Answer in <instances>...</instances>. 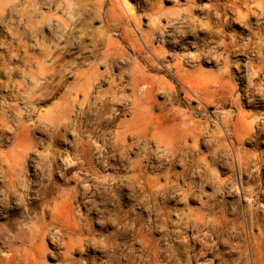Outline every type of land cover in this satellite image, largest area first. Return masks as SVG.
Returning a JSON list of instances; mask_svg holds the SVG:
<instances>
[{"label": "rangeland", "instance_id": "rangeland-1", "mask_svg": "<svg viewBox=\"0 0 264 264\" xmlns=\"http://www.w3.org/2000/svg\"><path fill=\"white\" fill-rule=\"evenodd\" d=\"M26 1L28 0H0V83L7 80L10 69H18V67L21 66L20 61L17 58L12 57L8 48L12 45L17 46V42L13 39L12 34L17 30L23 32L17 15H19L20 10L27 5ZM56 1H61L63 3V6L58 10H56V6L49 5L47 2L36 7L39 8V13L34 14L36 21H42V14H53L52 21L50 24L47 22V19L44 21L45 24L40 27L42 29V36L36 38L30 37V35L28 37L25 36L22 39L23 43L29 45L30 53L37 56L39 55L40 49L35 46L36 40H38V42L44 47L49 48V50L55 51L56 49L53 46L55 44L49 42L48 28L56 25V17H62L67 22L70 29H76L77 32L80 33L82 31L86 34L82 40L85 49L79 51V53L77 52V49H73L68 57H60L55 64H53L54 60L51 57L40 63L42 68L55 71V75L53 73L51 76L54 78L55 83H60V85H56L57 90L54 91L51 96L47 97V99L42 101V104L39 103L37 105L33 114H29L25 111L24 105L18 103L20 111L23 113V116H25L23 122L31 126V136L33 139H36V146L33 152L41 155H56L59 158L64 156L66 149H68L66 144L69 143L73 137L70 135L65 136L64 129H61L58 132H52L51 118L53 116L55 117V120H57V126L64 121V111L67 110L66 102L69 101V103H71L72 99L75 97L67 96V87L73 86L75 75L78 70L90 73V69L93 65L98 66L99 72L103 73L106 71L107 73H105V78L99 80L100 84H97V87L93 90L92 96L94 97V94L96 95L98 91L109 92L105 96V99L109 102L106 103L108 110L103 118L104 123L102 122L101 126H99L100 130L98 129L97 138L93 137L89 139L84 134L85 139L90 140L92 143L94 142L93 145L96 143V145H94L95 147L107 144V142L111 143L115 140L116 133L121 131L126 123H130L133 120L135 112L138 111H135V105L132 103L134 92L132 88L127 85L130 81L129 68L127 69L126 67V70L119 68L107 69L101 62V53L106 49L107 41L112 42L118 49L123 48L128 50L129 54L133 56L130 45L124 37L126 34L125 32L129 28H133L144 48L142 56L138 55L137 59L143 69L145 68L147 79L156 80L157 85L160 87H173L176 89L177 101L173 106V109L188 114L190 116V123H199L202 127L206 128L205 132L207 133L204 134L205 137H203L201 141L202 143L197 146L196 154H194L193 157L195 159L206 158V164L202 163L196 165L189 171L190 174L187 176L186 182L191 185L190 191H186L188 188L182 186L183 188L172 191L164 198L161 196L155 197L156 195L150 194L147 190L143 191L141 189V184L133 179H129L128 181L126 177L130 175L131 168L128 166L127 170H124L120 165L122 163L128 164L126 159L121 163L120 154L112 149L109 150L110 156L113 158L111 163L117 164L118 172L115 170L117 167L109 169V166L95 164L96 167L103 172V176L111 175L118 183L117 189L119 188V191L116 193L117 196L114 200L112 199V204L109 202L108 206L111 208L114 207L117 202H120L119 204H121L125 210L128 212L130 211L128 214V224L130 223L129 225L131 229L129 228L127 231L129 233L126 232L125 246L128 248L131 246V255H134L137 259L143 257L145 260L146 258L145 261H147L148 258L145 256L146 252L143 251L142 240V234L145 233L150 236V239L157 242L159 251L161 252L157 257V261H147V264H175V261L176 264L177 262L178 264H198L197 261L199 264H228L229 261H232V263L229 264H245V247H250L249 245L253 242L252 236L258 235L260 229H263L264 234V207H262L264 206V99L259 91L260 83H264V75L256 81L258 86L254 87L251 91L254 98L253 101L248 100V95L245 89L247 74L250 69L252 67H257L260 64L261 59L264 58V17H259L260 13L264 14V0H193L190 3V6L193 7L190 14L193 18L192 26L190 27L191 21L185 19L189 21V24H187L189 28L185 26L188 33L183 40L178 42V45L174 43L171 37H167L168 43H163L159 35L160 32H157L154 36L156 42L153 46L162 48L166 53L164 65L181 63L182 71L189 73L195 79L200 77L211 79L208 84H204V81L196 80L197 85L194 87V91L202 92L205 88L212 91L219 90V95H217L219 101L211 104V108H206L205 114H198L193 111V109L197 107L198 100L195 95L174 76L175 73L173 69L168 70L159 62H155L156 65L154 69L147 64L146 61L150 54L149 50L140 39V33L135 30L136 27L131 20H127L122 23V25H118L116 22H108L106 17V14L110 11L113 5L115 6L116 11L121 10L125 13L126 8L130 7L136 16L137 23L142 31L145 33H151L152 23L150 17L159 9H162L164 16L161 19L160 26L167 35H172L170 33L175 31L178 26L182 25L181 20L186 14L183 13L182 16L178 18V22L169 24L168 20L174 19V17L169 16V12L176 9L188 8V1ZM101 1L104 2V8L100 9L99 3ZM13 4H17V7L13 8ZM169 25L172 27L171 30ZM107 32H109V34ZM100 33H102L101 37H99ZM120 39H122V42ZM93 41L98 45L96 49L93 47ZM94 49L97 51V55L96 57H91L93 56L91 51ZM59 53L60 50L57 49L55 55H58ZM77 57H79V59H77ZM37 66L38 63L35 62L33 64V69L37 70ZM246 68H248L247 71ZM13 72L18 76V70ZM243 73H245V75ZM110 76L115 77V83H112ZM119 78L121 79V82H119ZM218 78L221 79L220 82L222 81L223 90H220V82H215ZM177 88L180 90L177 91ZM109 90L117 92V95L113 97V93ZM7 92L8 90L5 87L0 88V102L4 101ZM186 92L191 95V102L186 99ZM138 95L141 99V92H138ZM162 96L163 95L157 96V99L159 101L164 100ZM77 100H82V97H78ZM9 103L15 104V101L11 100ZM51 111V115L49 114V117H46V114ZM77 112V108L75 107L73 114L74 121L77 119ZM152 113L154 115L158 114L157 107L153 108ZM191 113L194 114L191 115ZM225 115L230 116V120L227 128L223 129L220 125H217V118L220 120ZM114 116L117 117L116 120H112ZM215 116H217V118ZM106 119L110 120V122L108 123ZM137 124L132 126L135 127ZM139 125H143V123H139ZM152 126L153 124L149 127L147 126V129V127L143 125V128L146 129V132H149L152 130ZM107 130L109 132H107ZM213 135H216V138L212 137ZM7 136L10 138L14 135L10 132ZM128 137L127 141L129 144H133V148L130 150L131 152H129L127 158L131 162L143 160L145 159V152L149 150L152 153L151 160L153 163H151L150 166L153 165V167H155V165H157L155 163L156 148L154 147V142L149 143L150 141L148 139H150V135L147 138H143L141 141H138L133 136ZM11 139L5 140L4 144L0 143V152L11 149ZM182 143L183 140L181 141V145ZM188 145H193L192 139L188 140ZM159 153H161V151H159ZM241 160L245 162V165H242L241 167L243 170L242 173H240L239 167V162ZM183 169L182 164L178 162L173 167L172 173H182ZM30 170L29 174L32 172V169ZM148 173L150 175H155L157 172H154L149 168ZM176 174L171 178L173 181H177L175 178ZM59 175L61 174L59 170H57L55 176L57 177ZM120 178L122 181H119ZM243 178L246 181H244ZM160 183H165V179L161 178ZM179 185H183L181 179ZM70 187H73V184H71ZM106 187L108 188V186ZM251 189L254 190V193H256L255 195L257 196L256 202L254 203L249 197ZM111 192V195L113 196L114 192ZM119 195L120 197H118ZM98 203H100L101 206L104 205L101 200H98ZM235 209L236 211H234ZM262 210L263 212H261ZM100 212H98L99 215H95V224L93 226L95 233L97 232V248L93 251H85L88 256H86L85 253L80 254L79 250L73 252L70 256L77 261V264H82L85 259H87L86 262L88 261V264H104V259H106L105 256L110 253L105 250L103 243L106 242V237L111 233L114 225L106 213H104L106 214L104 217ZM98 224L100 225L97 226ZM104 226L106 227L104 228ZM209 228L210 230H208ZM168 232L170 233L167 234ZM166 235L168 237L165 238ZM195 236L198 240L200 239L199 241H203L199 243ZM206 237L208 243H210V253L208 256L202 258L200 257V248L201 243L207 241ZM179 242H181V244ZM178 245L179 247L177 249ZM0 247H3L2 241H0ZM123 247V244H121V248ZM49 249L52 254L56 252V250L53 251L50 246ZM64 251V248L59 247V249H57L58 253L56 252L57 257L48 254L46 257V264H63L61 262V254L64 253ZM163 254H165V258L167 257V259L164 258ZM172 255H174V258ZM178 258L181 260L178 261ZM101 259L104 261L102 262Z\"/></svg>", "mask_w": 264, "mask_h": 264}, {"label": "bare ground", "instance_id": "bare-ground-1", "mask_svg": "<svg viewBox=\"0 0 264 264\" xmlns=\"http://www.w3.org/2000/svg\"><path fill=\"white\" fill-rule=\"evenodd\" d=\"M185 1H188L189 3L188 8L176 9L169 12V16L174 17V19L168 20L169 24L178 22V18L181 17L183 13L186 14V16L181 20L182 25L178 26L175 31H172L170 33L172 35H167L160 26L161 19L164 16L162 9H159L150 17V21L152 23L151 33H145L142 31L139 24L137 23L136 16L130 7L126 8L125 13L121 10L116 11L115 6L113 5L110 11L108 13L106 12V17L108 22H116L118 25H122V23L126 22L127 20H131L133 25L136 27L135 30L140 33V39L149 50V57H146L147 64L154 69L156 65L155 62H159L162 66L166 67V69H173L175 73L174 76L177 77L198 100L197 107L193 109V111L198 114H205L206 108L219 101L217 98V95H219V90L212 91L208 88H205L202 92H198L194 91V87L197 85L196 80L204 81V84H208L210 83L211 79H204V77L195 79L189 73L182 71L181 63H176L174 65H164L166 53L162 48L153 46V44L156 42V38L154 36L157 32H160L159 35L163 43H168L167 37H171L174 43L178 45V42L186 37L188 32L186 31L187 28H185V26L189 28L187 25L189 24V21L185 19H189L191 21V27L193 18L190 14L193 10V7L190 6V3L193 0ZM46 2L49 5L56 6V10L63 6L61 1L57 2L56 0H28L26 1L27 5L25 8L21 9L19 15H17L19 17V23L23 29V32L17 30L12 34L13 39L17 42V46L12 45L10 48H8V51L11 53L12 57L17 58L20 61L21 66H19L18 69H10L7 80L3 83H0V88L5 87L8 90L6 98H4L3 102H0V143L4 144L5 140H10L12 138L11 149L0 152V241L3 242V247H0V264H46L47 255L51 254L56 256L59 252H57L59 247L65 249L64 253L61 254V262L63 264H77V261L70 256L73 252L79 250L80 254H83L85 251H93L97 248V232L95 233L93 226L95 224V215H99L98 212H100V210V213H102L104 217L106 214L108 215V218L111 219V222L114 225V228H111V233L106 237V242L103 243L105 250L110 252L105 256L106 259H104V264H116L118 259L116 255L117 247L119 246L121 248V244L125 246L126 232L130 228V223L128 224V214L130 211L128 212L125 210L123 206L119 204L120 202L117 201L114 207L110 208L108 206L109 202L111 203L112 199L114 200V198L117 196L116 193L119 191V188L117 189L118 183L117 180L111 175L103 176V172L97 168L95 164L97 163L98 165L109 166V169L116 168L117 164L111 163L113 158L110 156L109 150L112 149L113 151L120 154L121 163L126 159L127 163L129 164L122 163L120 166H122L124 170H127L128 166L131 168V173L126 177V179L128 181L129 179H133L140 183L141 189L143 191L147 190L150 194L156 195L155 197L161 196L162 198L167 197L168 194L174 190L183 188L182 186L188 188L186 191H190L191 185L186 182L187 176L190 174L189 171L196 165L202 163L206 164V158H193L194 154H196L195 152L197 151V146L202 143L201 141L203 137H205L204 134L207 133L205 132L206 128L202 127L199 123H190V116L188 114L181 113L180 111L173 109V106L177 101L176 89L173 87H160L157 85L156 80L147 79L145 68L143 69L137 59L138 55L142 56V51L144 50L143 45H141V41L135 34L133 28H129L125 32L126 34L124 37L130 45L133 56L129 54L128 50L123 48L118 49L113 45L112 42L107 41L106 49L101 53V62L107 69L119 68L124 70L126 67L127 69L129 68L130 81L127 83V85L128 87H131L134 92L132 103L135 105V111H138L135 112L133 120L130 123H126L122 130L116 133V138L111 143L107 142L109 139L108 138L106 140L107 144L102 146L98 145L95 147L94 145H96V143L93 145L94 142L92 143L90 140L85 139L84 134L89 139L98 135L99 126H101L103 118L108 110L106 103L109 102L107 99H105V96L109 92L98 91L96 95L94 94V97L92 96L93 90L97 87V84H100L99 80L101 78H105V73H107L106 71L103 73L99 72L98 66L93 65L90 69V73L78 70L75 75L73 86L67 87V96L75 97L72 99L71 103H69V101L66 102L67 110L64 111V121L57 126V120H55V117L53 116L51 118L53 128L52 132H58L61 129H64L65 136L70 135L73 137L72 140L66 144L68 149H66L64 156L59 158L56 155H41L33 152L36 146V139H33L31 136V126L23 122V118L25 116H23V113L20 111L18 103L24 105L25 111H27L29 114H33L37 105L47 99V97L51 96L54 91L57 90L56 85H60V83H55L54 78L51 76L53 73L55 75V71L42 68L40 63L48 60L51 57L54 60L53 64H55L60 57H68L71 50L77 49V52L79 53V51H83L85 49L82 40L86 34L82 31L79 33L76 29H70L69 25L62 17H56V25L54 27L47 28L49 30V42L55 44L53 46L56 50L59 49L60 53L55 55L56 50H49V48H46L41 43H39L38 40H36L35 46L40 49L39 55L37 56L30 53L29 45L23 43L22 39L25 36L28 37L29 35L30 37L35 38L42 36V29L40 27L45 24L44 21L47 19V22L49 24L51 23L53 14H42V21L39 22L34 18V14L39 13V8L36 7L41 6ZM103 4V1L99 3L100 9L104 8ZM16 7L17 4H13V8ZM259 17L263 18L264 14L260 13ZM169 27L171 30L172 27L170 25ZM107 33L109 34V32ZM101 35L102 33L99 34V37H101ZM120 40L122 42V39ZM97 46V43L93 41V47L96 49ZM95 49L91 51L93 55L91 57H96L97 51ZM77 59H79V57H77ZM35 62L38 63L37 70L33 69V64ZM247 69L248 68H246V71ZM15 70H18V76L13 72ZM243 74L245 75V73ZM247 75L245 89L248 95V100L253 101L254 98L251 91L254 87L258 86L256 81L264 75V58L261 59L260 64L257 67H252ZM110 79L112 83H115V77L110 76ZM220 80L221 79L218 78L215 82L219 83ZM119 82H121V79ZM179 90L180 89L177 88V91ZM220 90H223L222 81L220 82ZM109 91L113 93V97L117 95V92H114L113 90ZM259 91L261 96H263L262 98L264 99V83H260ZM138 92H141V99L139 98L140 94L138 95ZM159 95H163L162 97L164 100L159 101L157 99V96ZM80 96L82 97V100H77V98ZM186 99H188L190 102L192 100V97L188 92H186ZM7 100L9 102L14 100L15 104L9 103ZM75 107L77 108L78 112L76 115L77 119L74 121L73 114ZM156 107L158 109V114L154 115L152 110ZM51 113L52 111L48 112L46 117H49V114L51 115ZM193 114L191 113V115ZM215 117L217 118V116ZM116 119V116L112 118V120ZM229 120L230 116L228 115L223 116L220 120L217 118V125H220L223 129H226ZM106 121H108V123L110 122L108 119H106ZM138 122L143 123V125L146 127H149L151 124H153L152 130L146 132V129L143 128V125H139ZM135 124H137L135 127L132 126ZM10 132H12V135L14 136L9 138L7 134ZM107 132L109 131L107 130ZM149 135L150 139L152 140L151 141L148 139L150 141L149 143L154 142V147L156 148L155 163L157 165H155V167H153V165L150 166L152 163V153L149 150L145 152V159L143 160L131 162L127 158L129 152H131L130 150L133 148V144H129L127 141L129 138L128 136H133L138 141H141L143 138H147ZM212 137L216 138V135H213ZM189 139L193 140L192 146L188 145ZM182 140L183 143L181 145ZM159 151H161V153H159ZM178 162L182 164L184 169L182 173H174L176 174L175 178L177 181H173L171 179L174 175L172 173L173 167ZM239 164L240 173H242L243 170L241 167L242 165H245V162L241 160ZM149 168L157 173H155V175H150L148 173ZM30 169H32V172L29 174ZM57 170H59L61 175L56 177L55 172ZM115 170L117 171L118 167ZM161 178L165 179V183H160ZM180 179L183 182V185H179ZM119 181H122L121 178ZM244 181L246 180L244 179ZM71 184H73V187H70ZM106 186H108L109 189ZM111 191L114 192L113 196L111 195ZM249 194L252 202H256L257 196L255 195L256 193H254L253 189L250 190ZM118 197H120V195ZM98 200H101L105 206H101L100 203H98ZM263 210L261 212H263ZM234 211H236V209ZM99 225L100 224L97 226ZM105 227L106 226H104V228ZM208 230H210V228ZM169 233L170 232L167 234ZM149 237L150 236H148V234H142L144 248L143 251L146 252L145 256L148 258L147 261H157V257L161 252L159 251L157 242L150 239ZM166 237L168 236L166 235L165 238ZM252 237L253 242L251 245H249L250 247H245V264H264L263 229L259 230L258 235H254ZM195 238L197 239L196 236ZM199 240L197 239V241ZM201 241H199V243ZM179 243L181 244V242ZM49 246L53 251L56 250L57 253L54 252L52 254L50 252ZM178 247L179 245L177 246V249ZM209 253L210 243H208L207 240L204 243H201L200 257H206ZM85 255L88 256L86 253ZM163 255L165 258V254ZM172 257L174 258V255H172ZM165 259H167V257ZM86 260L87 259H85V261L83 260L84 263L82 262V264H88V261L86 262ZM145 260L144 264H147V261ZM179 260L181 259L178 258V261ZM197 263L199 264L198 261ZM229 263H232V261H229Z\"/></svg>", "mask_w": 264, "mask_h": 264}, {"label": "clouds", "instance_id": "clouds-1", "mask_svg": "<svg viewBox=\"0 0 264 264\" xmlns=\"http://www.w3.org/2000/svg\"><path fill=\"white\" fill-rule=\"evenodd\" d=\"M116 255L118 257L116 264H144V258L137 259L134 255H131V249L127 246L123 248L118 246Z\"/></svg>", "mask_w": 264, "mask_h": 264}]
</instances>
